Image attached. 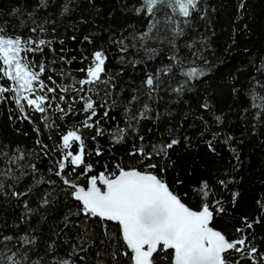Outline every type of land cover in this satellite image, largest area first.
<instances>
[{"label": "snow or ice", "instance_id": "obj_1", "mask_svg": "<svg viewBox=\"0 0 264 264\" xmlns=\"http://www.w3.org/2000/svg\"><path fill=\"white\" fill-rule=\"evenodd\" d=\"M0 4V105L32 132L0 139V264H264V193L240 210L235 167L196 175L173 159L194 146L189 116L212 153L238 152L231 116L264 128V56L226 74L227 111L207 90L195 109L186 99L218 70L199 32L209 0H123L143 28L109 27V47L84 34L93 47L75 69L76 56H49L65 19L79 13L74 31L95 23L96 0ZM236 7L243 17L246 0Z\"/></svg>", "mask_w": 264, "mask_h": 264}, {"label": "trees", "instance_id": "obj_2", "mask_svg": "<svg viewBox=\"0 0 264 264\" xmlns=\"http://www.w3.org/2000/svg\"><path fill=\"white\" fill-rule=\"evenodd\" d=\"M96 2L101 9V15L93 17L95 23L81 25L78 31H74L72 21L78 19V12L63 21L58 29L57 40L53 44L56 53L50 54L49 59L60 55L66 56L68 59L76 56L77 60L70 65L75 69L80 66L81 48L90 51L93 47L83 41L84 34L88 32L96 34V43L109 47L106 43L109 27L118 30L126 25L135 24L138 28H143L146 23L132 13L123 11V0H96ZM128 2L130 3L131 0ZM237 2L238 0H209L216 11L210 12L211 20L201 26L199 32L209 38L206 55L209 61L217 64L218 70L211 73L203 83L197 84L196 90L186 97L194 109L196 100L203 97L207 90V93L216 95L218 106L224 107L227 111L226 106L232 104L233 100L229 97L225 86L226 74L229 71H234L242 63L246 64L249 60L264 56V0H246L247 12L243 17L238 15ZM0 6L3 5L0 4ZM245 24L247 28H244ZM73 35L76 36V40L71 39ZM61 40H63L62 44ZM229 46H231V50L227 51ZM116 52V47L111 46L109 67L114 71H119V60L114 59ZM164 55L165 53L161 52V56ZM57 63L60 62L57 61ZM126 72L133 79L139 75L138 71L133 73L131 68H126ZM124 79L128 80V76H125ZM182 107L187 110V105H182ZM10 110L9 107L0 105V139L31 143L29 139L32 136L30 124L26 120L10 117L8 115ZM117 118L119 119V117ZM230 119L228 131L237 137V144L234 146L238 147V152L235 155L226 145L221 146L220 143H217L215 145L217 154L210 152L204 144L199 143L196 139V132L200 126L195 124L192 117L189 116L184 127L187 129V134L193 136L194 146L187 152L182 148L178 149L173 159L177 162V171L183 172L184 169H188L194 171L196 175L235 167L234 174L238 181L236 190L241 193L238 208L245 210L252 207L254 199L264 193V128L252 129L251 126L245 128L236 120L235 116H231ZM148 126L151 127L150 122ZM17 128L21 130V133L16 132ZM23 132H28L29 138L24 137ZM100 142L107 147L106 140L102 139ZM123 147L117 144L113 148V152L120 153L123 151ZM237 156L239 160H237ZM3 214L10 215L7 210H4Z\"/></svg>", "mask_w": 264, "mask_h": 264}]
</instances>
